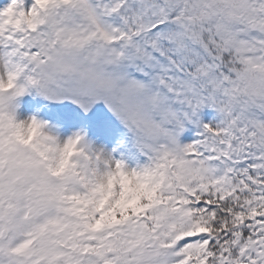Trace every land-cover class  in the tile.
<instances>
[{"label": "snow or ice", "instance_id": "obj_1", "mask_svg": "<svg viewBox=\"0 0 264 264\" xmlns=\"http://www.w3.org/2000/svg\"><path fill=\"white\" fill-rule=\"evenodd\" d=\"M0 264H264V0H0Z\"/></svg>", "mask_w": 264, "mask_h": 264}]
</instances>
